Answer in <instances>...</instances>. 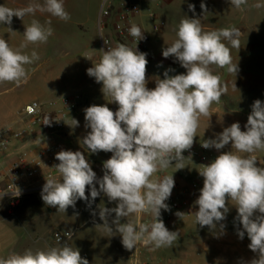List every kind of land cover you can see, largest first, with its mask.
<instances>
[{
  "label": "clouds",
  "instance_id": "9594fccd",
  "mask_svg": "<svg viewBox=\"0 0 264 264\" xmlns=\"http://www.w3.org/2000/svg\"><path fill=\"white\" fill-rule=\"evenodd\" d=\"M247 0H230V5L243 11ZM195 11L193 4L188 5ZM256 8L264 7L256 3ZM201 9L207 11L202 2ZM37 11L46 12L53 17L67 21L70 14L65 10L64 0H44L43 4L32 3L24 8H9L0 5V24L11 25L13 16L23 18L35 15ZM48 26L33 20L25 26V43H47L53 35L51 22ZM11 30V28L9 27ZM12 31V30H11ZM129 34L138 41L144 39L143 31L135 24L128 29ZM177 39L162 50L164 58L173 57L186 69V73L169 75L166 70L163 78L147 76V54L133 50L123 43L115 47L100 49L101 57L86 72L102 84L101 91L116 103L113 112L107 105H91L84 109L86 127L90 131L82 139L90 153L110 152L112 156L103 161V176L98 178L84 152L61 150L55 155L59 161L56 168L61 179L49 177L42 187L43 202L64 211L75 207L77 200L87 201L86 188L95 200L102 192L114 208H99L103 226L111 233L122 237L121 243L131 251L138 246L155 251L171 247L179 238V230L170 231L161 218V210L168 211L165 203L175 185L173 175L153 180L158 171L168 168L173 162L177 170L183 169L182 153L191 149L199 127V118L208 116L211 105L219 103L225 89L219 75L213 74L210 66L215 65L237 74L238 65L233 63L231 49H240V29L236 27L204 31L199 18H185L179 23ZM39 59L36 51L31 55L13 49L0 38V82H13L19 85L26 82V65ZM149 79L155 87L149 88ZM75 126L79 122L73 119ZM45 125L50 124L48 119ZM231 145L235 152L223 151L209 164L203 165L199 175L203 177V187L194 201L195 222L201 228L217 229L222 233L225 227L220 223L226 219L228 205L237 209L236 219L242 225L237 230L242 240L247 234L248 248L256 256L247 264H264V167L257 166V158L252 153L264 150V102L257 99L251 113L241 130L239 122L223 128L215 138L204 139L205 149H224ZM246 153L249 155H241ZM97 185L99 187L97 188ZM20 192L16 196H19ZM115 213L109 223L108 217ZM151 214V223H134L126 218L130 215ZM184 213L177 212V216ZM122 219L126 222L121 223ZM0 264H89L78 248L68 243L49 247L46 250H25L12 253Z\"/></svg>",
  "mask_w": 264,
  "mask_h": 264
},
{
  "label": "crops",
  "instance_id": "0c3cea01",
  "mask_svg": "<svg viewBox=\"0 0 264 264\" xmlns=\"http://www.w3.org/2000/svg\"><path fill=\"white\" fill-rule=\"evenodd\" d=\"M43 2L44 0H21V3H18L19 5L17 6L24 8L32 3L43 4ZM105 2L106 0H64L65 10L70 14V19L67 21L53 17L46 12L42 13L37 11L35 15L32 16L39 22L41 21L45 26H48L47 22L50 21L53 29V35L48 38L47 43H42L41 47L39 44L35 46L34 44H28L23 50L17 48L19 41H21L22 44L25 43L23 35L25 31L24 26L18 31H15L13 36H9L7 41L13 49H19L21 52L25 51L22 53L28 55H31L32 51H36L39 54V49L43 50V53L45 51L49 54L50 52L54 53L57 48H61V53L67 57V60L63 63L64 66H67V68L73 71L68 82L61 85L63 90L68 92L69 96L79 97V103L82 104L96 100L99 96L102 98V105H107L115 112L118 109V105L116 103H111V98L103 95L101 91L102 84L97 83L95 78L87 75L86 70L93 65L91 60L84 57L88 55L94 62H97L102 55V52L99 51L102 49L99 19ZM111 2L112 5L116 7L121 3H126L136 8L131 21L141 28L148 39L146 50L143 53L147 54V76L149 78L153 76H160V78H163V73L166 70L169 72V75L173 72H177L175 68L171 70L169 67V64H175V62L169 58H164L162 52L157 53L158 51L156 49L160 50L161 48L163 49V46H170L177 39L176 33L182 19L187 17L199 18L204 31H213L230 27L240 29V49L233 48L228 41H224V43L230 47L231 55L232 53L234 54L233 63H237L238 65L236 76L228 71L226 73L224 69L218 71L220 68L215 65H211L210 68L213 74L220 76L222 81L237 82L236 86L238 88L244 87V91L250 93V100L245 99V101H243L239 98V104L244 106L248 111L243 112L231 108L226 98H232L233 94L225 89L219 103L214 102L209 110V115L201 116L199 118V123L201 124L202 131L204 128H207V136L212 139L215 138L216 133L221 132L223 128L230 126L234 122H239L241 130H244V125L247 123V118L254 101L259 99L264 102V7H254L256 3L264 4V0H247V4L242 6L243 11L231 6L230 0H112ZM202 2L206 5L207 11L205 12L201 9ZM189 4L195 6L194 12L189 9ZM151 14L155 15V21L150 19ZM26 18L25 16L23 21ZM248 18L249 20L253 18V25L249 27L246 24ZM115 19L114 15L104 18V29H112V24ZM95 24L98 25V30H96ZM149 24H151L150 29L148 26ZM154 24L159 25L158 31L153 30ZM4 31L5 28L0 25V34L4 33ZM117 44L119 43L115 42L114 39L113 47ZM125 45L132 48L129 44ZM248 50L251 54L249 56H247ZM47 82L48 80L46 79L43 84L44 87H37L31 94L13 95L8 94L6 88L0 89V131L8 126H13L15 129L24 128L27 125V118L24 116L23 112L25 106L29 103L37 101L47 105L52 101L53 96L49 93L50 91L48 92V90L45 89V86H48L45 85ZM147 86L150 89L154 88V80L149 79ZM39 99H42V101H38ZM83 108L85 109L86 107L84 106ZM54 110L55 108H51L47 105L46 111L48 113ZM72 116L73 114L70 115V119ZM74 119L81 121L78 118ZM89 131L90 128H87L79 122L76 133L80 137L84 138ZM202 131L199 133L200 135ZM66 133L69 135L68 139H65L63 136H52L50 132L37 129L36 139L38 142L34 145V148L40 151L47 145L57 141L64 146L65 150L75 152L71 146L67 144L68 140H73L70 122L66 125ZM228 147V150H230L231 145H228ZM214 151L220 154V150L214 149ZM35 153L36 152L33 151L31 156H35ZM262 153L264 154V150H257L252 153V155L258 158ZM212 155H214L213 152ZM243 155L249 154L244 153ZM85 156L91 163L92 168H94L93 159L87 154H85ZM263 164L264 159H257V166L262 167ZM95 168L97 169V176H103V167L95 165ZM2 189L3 184L0 183V191H2ZM193 197L194 199L198 198L197 195L196 198L195 196ZM232 203L234 202H230L228 205L231 209L232 207L235 208V206L231 205ZM4 204L5 200L0 198V220H6L2 215L5 209ZM133 218V222L136 223L134 215ZM230 221L231 220L221 221L220 223L225 225L223 232L221 233L219 231L218 226L217 229L213 230L214 232H212L211 235H218L219 241L223 244H236V246L230 247L224 254L228 253L234 255L236 252H240L241 260H245L246 257L243 247L241 243L237 241V233L233 229L227 227ZM238 225L239 229H242V225H240L239 222ZM210 231L207 230V234H210ZM211 235L207 237L205 244L198 246L192 258L193 264H200L199 261L205 264L203 259L206 260V258L209 257L207 249L209 247V238Z\"/></svg>",
  "mask_w": 264,
  "mask_h": 264
},
{
  "label": "rangeland",
  "instance_id": "374dc122",
  "mask_svg": "<svg viewBox=\"0 0 264 264\" xmlns=\"http://www.w3.org/2000/svg\"><path fill=\"white\" fill-rule=\"evenodd\" d=\"M111 1L112 0H106V3H112ZM18 3H21V0H0V5H5L13 9L20 8L17 6L19 5ZM26 17L27 18L23 21L22 19L13 16L10 26L0 24L5 28L4 33L0 34V38L3 37L7 41L8 37L13 36L15 31H18L23 26L30 25L34 19L36 20L32 15H26ZM246 24L248 27L252 26L253 18H250V20L248 18ZM94 26L96 30H98V25L95 24ZM148 26L150 29L151 24ZM112 31V29H103L102 35L110 39L113 43L114 34ZM18 43L17 48L20 50L25 49L21 48V41ZM35 45L36 44H34V46ZM39 46L41 47V44H39ZM156 50L158 51L157 53H160L163 49ZM61 51V48H57L54 53L50 52L48 54V52L44 51L43 53V50L39 49V59L34 61V63L25 66L28 70L27 81L22 82L19 85L13 82H0V89L6 88L8 94L13 95L31 94L37 87H44V81L47 79L48 82L45 85L48 86H45V89H47L48 92L50 91L49 93L53 96L52 102L59 101L60 98L69 96V93L65 92L61 85L68 82L73 71L70 68H67V66H64L63 63L67 60V57H65ZM233 55L234 54L232 53V61L234 60ZM249 55L251 54L248 50L247 56ZM169 59L175 62V64H169L171 70H173V68L177 70L176 73L173 72L171 75L186 73V69L183 68L179 62L175 61L173 57H169ZM221 70L223 69L220 68L218 71ZM224 71L227 73L226 68ZM221 82L223 88L233 94L232 98H226L230 103L231 108L243 112L248 111L244 106L239 104V98L243 101H245V99L250 100V93L244 91V87L238 88L236 86L237 82H227L222 80ZM38 101H42V99H39ZM80 104L82 107L85 106L86 108L91 105H102V98L98 96L96 100ZM74 118L80 119L81 121H77L86 125L84 111H76L73 113L72 118L70 119L69 117L66 120V125L68 122L71 123V135L73 137V140H68L67 144L70 145L74 151H82L89 155L93 159L94 168L95 165L103 167V161L109 159L112 156V153L104 151L95 154L90 153L83 145V138L76 133L77 126H75L73 122ZM199 125L196 137L194 138V143L197 144L203 143L204 139H210V137L207 136V128H204L202 131L201 124L199 123ZM201 131L202 133L200 135L199 133ZM228 148V146H225L220 152L229 151ZM214 149L215 148H210L213 153H216ZM230 150L235 152V149ZM243 154L244 153H241V155ZM257 159H264V154H260ZM181 163L184 166L183 169L177 170V163L173 162L168 168L162 170L168 176L173 175L174 181L178 185V188H173L171 193L172 197L177 201V205L173 208V205L171 204L169 209L172 208L173 215L171 218V231L179 230V238L171 247H162L151 252L147 249V251L141 255L140 262L142 264H157L161 259H172L180 264H193L192 258L196 253L198 246L205 244L207 237L214 232L213 230L210 231L207 226L201 228L197 225L194 216V211L197 210L194 207V201L197 199L196 195L199 196L200 189L203 187V177L199 175L198 171L203 169V165L186 156H184ZM262 167H264V164ZM94 168L93 171L97 174V169ZM98 187L99 185H97V188ZM86 195L89 197L87 201L77 200L75 207H68L66 212L57 211L56 208L46 205L41 198V192L25 196L21 200L20 205L17 207L14 214H10L8 207H5L2 215L6 220H0V258L6 259L12 253H23L25 250L29 249L33 252L37 250H46L49 247H58L66 242L73 248H78L81 256L86 258L89 261V264H135L133 249L131 251L126 250L121 243V235L115 233V227L113 226L114 232L110 233L107 228L103 226L104 221L99 217V208H114L116 207V202H110L102 192L95 200H92L89 188H86ZM193 196H195L196 199H194ZM177 212L184 214L179 217L176 215ZM236 217L237 209L234 207L231 209L229 207V212L226 214L225 220L231 221L227 227L233 229L237 233V230L239 229V221ZM114 218L115 213H112L108 217L110 224ZM126 219L132 222L134 220L133 215H130ZM126 219H122L121 223L126 222ZM64 228L67 230L76 229L75 236L69 241L62 243L57 242L54 239L53 234L55 231ZM207 230L210 231V234H207ZM217 236L218 235H211L209 238L210 242L207 249L209 257L206 258V260L203 259L205 264H247L248 261L256 256V254L248 248L250 240L248 239L247 234H245V237L242 240L237 235V241L241 243L245 253V260H241L240 252H236L234 255L228 253L224 254L230 249V247H233L234 245L236 246V244H223L219 241V237ZM199 263L203 264V262L200 261Z\"/></svg>",
  "mask_w": 264,
  "mask_h": 264
},
{
  "label": "built area",
  "instance_id": "2783aa9c",
  "mask_svg": "<svg viewBox=\"0 0 264 264\" xmlns=\"http://www.w3.org/2000/svg\"><path fill=\"white\" fill-rule=\"evenodd\" d=\"M106 3V2H105ZM133 5L121 3L118 7L113 6L108 2L104 4L100 19V40L101 48L107 50V48L113 47V43L110 39L102 35L104 29L103 20L106 17L114 15L116 18L112 24V30L114 33V39L117 43L129 44L131 47L139 52H145L146 45L148 43L147 36L143 33L144 39L140 40L136 44V38H133L128 29L133 25L131 18L135 11ZM150 19L155 21V15L151 14ZM154 31L159 30V25L154 24ZM48 106L55 108L51 113L46 111V104L33 101L25 106L24 116L27 118V125L21 129H15L13 126H8L0 131V183L3 184V189L0 191V198L5 200V207H8L10 214H14L17 207L20 205L21 200L33 193L42 192V187L49 177L61 179L60 174L54 167L59 163L55 159L56 153L61 150H65L64 146L57 141H54L50 145H47L42 150L34 148L38 140L36 139L37 129L50 132L52 136H63L65 139L69 138L66 133V120L76 111H83L84 108L79 103V97L66 96L60 98L59 101H51ZM50 119V124L44 123ZM17 144V145H14ZM35 151V156H31V153ZM182 155L196 160L202 165L209 164L219 155L212 150L205 149L201 144L193 143V146L189 150H185ZM168 176L164 171H158L152 177L153 180L163 179ZM174 188H178L175 183ZM20 192L19 196H16ZM169 206L172 204L173 208L176 207L177 201L170 196L165 201ZM1 208V206H0ZM136 219V223H151V214H133ZM172 208L168 211L161 210V218L163 219L165 226L171 231V218ZM75 230L60 229L53 234L54 239L57 242L69 241L75 236ZM149 248L138 246L135 251L133 248V256L135 264H142L140 262L141 255ZM149 252H151L149 250ZM157 264H180L172 259H161Z\"/></svg>",
  "mask_w": 264,
  "mask_h": 264
}]
</instances>
